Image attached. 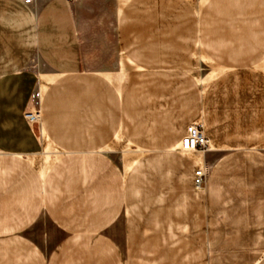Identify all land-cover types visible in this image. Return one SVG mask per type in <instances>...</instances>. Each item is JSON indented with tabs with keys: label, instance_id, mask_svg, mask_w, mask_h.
Returning a JSON list of instances; mask_svg holds the SVG:
<instances>
[{
	"label": "rangeland",
	"instance_id": "1",
	"mask_svg": "<svg viewBox=\"0 0 264 264\" xmlns=\"http://www.w3.org/2000/svg\"><path fill=\"white\" fill-rule=\"evenodd\" d=\"M153 1L139 5L143 62L137 64L118 43L119 16L128 0H74L87 68L109 78L87 83L73 78L66 86L90 90L91 118L99 132L104 123L119 121L111 98L123 96L122 133L99 150L122 169L131 242L127 264H254V258H264V239L259 244L254 236L256 211L264 203V100H257L264 94V0ZM33 67L38 77L51 75ZM40 78L27 111L39 114L32 122L43 144L32 159L37 166L45 155L52 164L62 158L49 137L52 145L45 149ZM237 97L251 98L252 105H236ZM204 115L227 124L229 134L253 128L261 133L245 144L224 142ZM183 123L201 127L208 138L205 149L191 153L178 145L168 151ZM63 128L71 137L85 132L75 124ZM198 152L203 166L195 163ZM218 164L222 171L216 174ZM199 168L206 175L202 187H195L193 173ZM210 219L225 235L213 234Z\"/></svg>",
	"mask_w": 264,
	"mask_h": 264
},
{
	"label": "crops",
	"instance_id": "2",
	"mask_svg": "<svg viewBox=\"0 0 264 264\" xmlns=\"http://www.w3.org/2000/svg\"><path fill=\"white\" fill-rule=\"evenodd\" d=\"M152 1L128 0L119 16V46L137 64L143 62L138 49L139 5ZM84 34L74 0H32L29 4L0 0V264H127L131 242L129 214L122 201V169L105 149L99 150L122 133L123 96L119 93L111 98L114 115L118 111L121 122H106L99 132L91 118L95 110L90 90L83 86V91H71L66 86L73 78L85 83L91 78H109L107 72L87 68ZM33 64L51 74L41 75L52 79L43 93L42 133L61 148L62 157L44 174L32 160L42 153L43 144L26 117L41 77ZM249 99L237 97L236 105L246 102L250 107ZM257 100L263 102L264 94ZM205 122L224 142L239 139L244 143L261 133L253 128L251 133L235 129L229 134L227 124L207 117ZM73 124L85 127L81 137H71L63 128ZM187 128L185 123L177 127L181 137L169 152L176 151L172 149ZM215 171L221 173L222 166L216 165ZM256 212L259 231L254 236L261 244L264 203ZM219 226L214 227L210 219L213 234L225 235ZM254 259V264H264V258Z\"/></svg>",
	"mask_w": 264,
	"mask_h": 264
},
{
	"label": "built area",
	"instance_id": "3",
	"mask_svg": "<svg viewBox=\"0 0 264 264\" xmlns=\"http://www.w3.org/2000/svg\"><path fill=\"white\" fill-rule=\"evenodd\" d=\"M27 4L31 3L32 0H24ZM27 120L30 122L37 121L39 119L38 112H29L26 114ZM208 146V138L204 135L203 130L198 125H189L187 128L186 135L183 137L180 148L183 151H198L200 149H205ZM206 175V170L199 168L195 172V183L198 187H202L204 184V177Z\"/></svg>",
	"mask_w": 264,
	"mask_h": 264
},
{
	"label": "bare ground",
	"instance_id": "4",
	"mask_svg": "<svg viewBox=\"0 0 264 264\" xmlns=\"http://www.w3.org/2000/svg\"><path fill=\"white\" fill-rule=\"evenodd\" d=\"M41 77H43L42 79H41V89H42V94L45 92V90H46V87H47V85L49 84V82L52 80V79H50L49 77H46V76H41ZM203 83V82H202ZM33 122H35V121H33ZM187 132V131H186ZM45 137V140H46V143H47V145H46V150H48V148L50 149V147H51V143H50V141H48V138L46 137V135L44 136ZM119 140H121L122 139V136H118L117 137ZM182 141V140H181ZM181 143V142H180ZM179 145V147H180V144H178ZM53 147V146H52ZM55 149H57V148H55ZM179 150V148H178V146H177V148H175L174 150ZM173 150V149H172ZM180 150H181V148H180ZM183 151V150H182ZM47 152V151H46ZM191 152H195V151H191ZM199 154H197L195 157H194V159H195V162L199 165V166H203V158H202V153H200V152H198ZM134 161L135 160H133L130 164H128V166L126 167V170H128L129 168H130V166L132 165V163H134ZM52 163V160H51V157L50 156H47V155H45L43 158H41L40 159V161H39V164H38V166H39V170L41 171V173L42 174H44L45 173V171L48 169V167L50 166V164ZM197 186V185H196ZM198 187V186H197Z\"/></svg>",
	"mask_w": 264,
	"mask_h": 264
}]
</instances>
